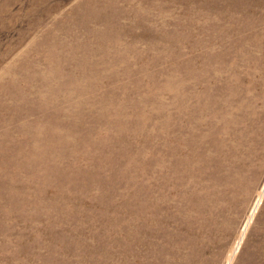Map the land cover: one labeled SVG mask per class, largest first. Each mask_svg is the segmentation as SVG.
Masks as SVG:
<instances>
[{
	"label": "rangeland",
	"instance_id": "rangeland-1",
	"mask_svg": "<svg viewBox=\"0 0 264 264\" xmlns=\"http://www.w3.org/2000/svg\"><path fill=\"white\" fill-rule=\"evenodd\" d=\"M0 264H264V0H0Z\"/></svg>",
	"mask_w": 264,
	"mask_h": 264
},
{
	"label": "bare ground",
	"instance_id": "bare-ground-1",
	"mask_svg": "<svg viewBox=\"0 0 264 264\" xmlns=\"http://www.w3.org/2000/svg\"><path fill=\"white\" fill-rule=\"evenodd\" d=\"M199 157H201V154L199 155ZM199 159V158H198ZM213 161V160H212ZM210 162V161H209ZM202 165V164H201Z\"/></svg>",
	"mask_w": 264,
	"mask_h": 264
}]
</instances>
